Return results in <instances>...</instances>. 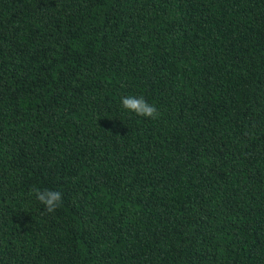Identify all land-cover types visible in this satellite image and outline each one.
<instances>
[{
	"label": "trees",
	"instance_id": "16d2710c",
	"mask_svg": "<svg viewBox=\"0 0 264 264\" xmlns=\"http://www.w3.org/2000/svg\"><path fill=\"white\" fill-rule=\"evenodd\" d=\"M0 264H264V0H0Z\"/></svg>",
	"mask_w": 264,
	"mask_h": 264
},
{
	"label": "clouds",
	"instance_id": "9594fccd",
	"mask_svg": "<svg viewBox=\"0 0 264 264\" xmlns=\"http://www.w3.org/2000/svg\"><path fill=\"white\" fill-rule=\"evenodd\" d=\"M123 108L134 112L137 116L156 119L159 115L157 108L150 105L143 97L127 96L122 98ZM36 198L45 206L48 212H54L62 203V194L58 191L34 189Z\"/></svg>",
	"mask_w": 264,
	"mask_h": 264
}]
</instances>
